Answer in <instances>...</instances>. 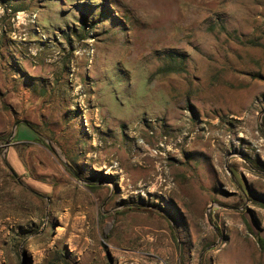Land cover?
Listing matches in <instances>:
<instances>
[{
    "label": "rangeland",
    "instance_id": "1",
    "mask_svg": "<svg viewBox=\"0 0 264 264\" xmlns=\"http://www.w3.org/2000/svg\"><path fill=\"white\" fill-rule=\"evenodd\" d=\"M259 237L264 0H0V264H264Z\"/></svg>",
    "mask_w": 264,
    "mask_h": 264
},
{
    "label": "trees",
    "instance_id": "2",
    "mask_svg": "<svg viewBox=\"0 0 264 264\" xmlns=\"http://www.w3.org/2000/svg\"><path fill=\"white\" fill-rule=\"evenodd\" d=\"M27 125L33 127L35 129L34 124H32L31 122H27ZM259 241L262 243V245L264 246V239L262 237H259Z\"/></svg>",
    "mask_w": 264,
    "mask_h": 264
},
{
    "label": "water",
    "instance_id": "3",
    "mask_svg": "<svg viewBox=\"0 0 264 264\" xmlns=\"http://www.w3.org/2000/svg\"><path fill=\"white\" fill-rule=\"evenodd\" d=\"M20 122H21V121H17V122H16V125L19 124ZM24 122H25V121H24Z\"/></svg>",
    "mask_w": 264,
    "mask_h": 264
},
{
    "label": "crops",
    "instance_id": "4",
    "mask_svg": "<svg viewBox=\"0 0 264 264\" xmlns=\"http://www.w3.org/2000/svg\"><path fill=\"white\" fill-rule=\"evenodd\" d=\"M22 124H24V123H22Z\"/></svg>",
    "mask_w": 264,
    "mask_h": 264
}]
</instances>
